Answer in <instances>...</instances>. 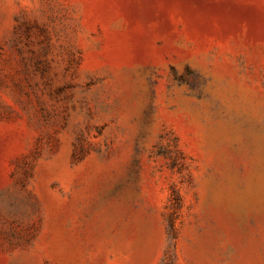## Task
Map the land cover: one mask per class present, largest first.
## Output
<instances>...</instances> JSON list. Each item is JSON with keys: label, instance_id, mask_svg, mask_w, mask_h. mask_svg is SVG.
<instances>
[{"label": "rangeland", "instance_id": "1", "mask_svg": "<svg viewBox=\"0 0 264 264\" xmlns=\"http://www.w3.org/2000/svg\"><path fill=\"white\" fill-rule=\"evenodd\" d=\"M0 264H264V0H0Z\"/></svg>", "mask_w": 264, "mask_h": 264}]
</instances>
